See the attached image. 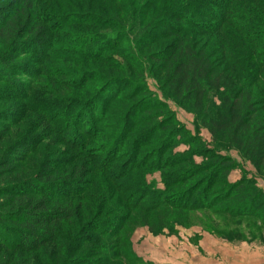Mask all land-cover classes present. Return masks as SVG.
Here are the masks:
<instances>
[{
    "label": "trees",
    "instance_id": "1",
    "mask_svg": "<svg viewBox=\"0 0 264 264\" xmlns=\"http://www.w3.org/2000/svg\"><path fill=\"white\" fill-rule=\"evenodd\" d=\"M44 1L9 0L11 8L0 10V46L7 47V51L0 54V75L8 83H11V78L7 74L14 67L11 65L14 56L12 50L21 54H38V61L43 65L40 73L51 77H55V74L47 62L75 59L72 54H78L81 56L78 60L103 61L109 65L106 62L115 60L106 54L114 51L126 61L129 71L135 72L131 61H144L140 64H145L143 66L155 74L161 98L172 100L191 112L200 129L210 134L214 149L203 152L202 144L183 129L166 103L150 100L153 99L152 93L144 82L143 71L137 72L141 80L135 81L124 75L102 77L100 91L89 95L84 102L87 106L78 109L76 122L71 127L69 123H64L63 116L67 117L74 103H62V108L53 112V106L60 103L57 98L54 101L41 100V107L38 106L39 101H25L27 109L46 115L51 133L58 132L71 139L68 147L82 156V162L63 171L58 177H55L52 165L47 162L37 167L29 177L23 176L20 171L16 173L17 164L36 148L32 143L33 138L28 135L12 144L13 147L23 145L20 153L9 147L0 155V179L5 180L0 184V254L16 250L40 251V264H153L133 254L126 246L127 239L117 237L122 227L112 229L100 224L101 213L98 212L101 207H98L114 194L117 199L114 204L128 205L129 209L135 210L140 214L142 226L147 224L148 219H153V225L149 226L152 233L164 227L171 233L178 232V226L186 227L188 212L194 211L230 219L252 218L264 228V191L249 179L229 183L226 178L236 163L216 149L221 146L234 149L257 171H264V102H257L252 91L253 87H259L258 93L264 97V0H127L124 3L99 0L117 4L108 15L84 10L86 6L92 7L94 0H64L69 7L85 11L75 13H62L63 0ZM197 19L210 21L199 22ZM237 21H243L242 25ZM62 23L114 30L103 38L99 37L98 32L79 35L69 41L66 54L59 56L52 54L61 51L53 46L52 34L62 31ZM199 34H216L219 41L201 43L196 39ZM25 35L32 36L30 46L21 51L26 44L22 39ZM122 41H132L134 44L123 50L119 48ZM164 41L168 43L161 45ZM33 45L35 47L31 48ZM145 61L157 62L158 65L152 67L151 71L153 65L149 66ZM224 61L225 68H221ZM111 66L114 70V65ZM115 70L123 73L121 69ZM157 72H163V75L157 76ZM109 86V90L115 88V94H108ZM128 87L132 89L127 93ZM210 92L217 94L220 105L212 115H206L203 103ZM141 95L144 98L138 100ZM101 99L103 103L99 105ZM114 100L123 104L136 102L130 107L118 109L111 105ZM92 106L94 109L100 108L96 112L100 120L106 118L107 109L112 106L116 118L112 119L108 128L113 134L106 133L104 138L114 143L121 139L122 147L126 145L123 140H131L130 145L133 146L139 143L147 145L153 140L154 133L160 132L164 138L159 140L161 143L157 144L158 151L154 152L156 156L151 164L139 163L137 156L129 149L133 157L129 156L120 165L110 164L107 167L106 161H93L95 155L92 151L83 146L77 147L78 143L83 142L79 136L75 137L73 126L83 125L85 113ZM135 111H140L139 119L133 117ZM9 115H1L0 112V119L2 117L1 120L9 122L12 120ZM160 115L163 117L158 119ZM148 119L150 123H147ZM142 124H145V130L130 135L134 127ZM84 131H93L92 138L98 134L91 125ZM3 135V131H0V145ZM182 140L190 145V150L176 151ZM108 154H112L111 149ZM195 157H201L202 162L196 163ZM154 171L159 173L162 187L148 179V173ZM210 171L212 178L204 174L200 177L202 181H190L185 186L197 172ZM87 175L90 177L87 178ZM11 176L14 179H10ZM216 183L225 184L229 189L224 192L226 195L221 193L214 201L206 203L197 199L200 197L197 192L201 188L208 193L210 186ZM177 187H183L182 191L171 192ZM91 190L95 198L85 205L78 203L73 208L72 200L83 198ZM76 211L85 214L91 211L92 221L82 224L74 218ZM122 219L125 221L126 218L123 216ZM64 223H67L66 228ZM70 225L79 228L78 231L70 233ZM202 226L203 231L234 240L225 237L221 231H209L206 222ZM46 245L49 255L44 253L43 246Z\"/></svg>",
    "mask_w": 264,
    "mask_h": 264
},
{
    "label": "rangeland",
    "instance_id": "2",
    "mask_svg": "<svg viewBox=\"0 0 264 264\" xmlns=\"http://www.w3.org/2000/svg\"><path fill=\"white\" fill-rule=\"evenodd\" d=\"M44 1V0H40ZM127 0H118L116 3H124ZM46 2V1H44ZM67 1H62V6L64 8V11L62 13L66 12H85L86 10H92L98 13H104V14H110L114 8V3L108 4L106 2H102L99 0L92 1V7H87L84 9L85 11H82L80 9L71 8L67 4ZM46 4V3H43ZM75 5V4H74ZM9 9L11 8V4L9 0L0 1V10L3 9ZM58 8V7H57ZM199 22H209L208 19H197ZM240 25H242L243 21H237ZM61 30L58 33H53L52 37H54L52 43L53 46H56L57 48L61 49V51H55L52 52V54L62 56L63 53H65L66 49L68 48L69 41L73 40L75 37L86 34L88 32H98L100 33V38L106 37V35L109 33V31L114 30L113 28H97L94 26H77V25H66L65 23H62ZM251 32V31H250ZM249 32V33H250ZM253 32V31H252ZM252 34V33H251ZM250 34V35H251ZM32 36H23L22 39L26 44H24L21 48L25 51L29 48V42L31 41ZM47 40V38H45ZM113 39V38H112ZM196 39L200 40L201 43L210 40L211 42L219 41L216 34H199L196 36ZM48 41V40H47ZM210 42V43H211ZM130 43V44H129ZM132 41H122L119 45V48H122L123 50H127L129 48V45H131ZM168 43V41H164L161 45H165ZM134 44V43H132ZM250 45V44H249ZM248 45V46H249ZM251 49L254 50L253 45H250ZM249 46V48H250ZM35 47L34 45L31 46ZM4 51H7V47L0 46V54H2ZM255 51V50H254ZM256 52V51H255ZM9 53V52H8ZM14 56L11 58V65L13 68H11L10 72H8L7 77L11 78L10 82L8 83L4 76L0 75V112L1 115L10 114L8 117L9 119L12 118V120L6 121L0 119V131H3V140L2 144L0 145V155L7 151L9 147H13L12 144L17 140L23 137L24 135H28L29 137H32V143L36 148L33 152L27 155L26 159L23 161H20L17 164L16 173L20 171V173L25 174V176H30L37 167H40L43 163H49L52 165L51 169L56 176L60 175L63 171L70 169L77 163L82 162V156H79V153L71 151L68 147V142H70V138L66 135H62L58 132L51 133L49 130V124L46 121V115L44 116L43 113L36 112L34 110L27 109V104L25 101H33L35 103L36 101H39L38 106L41 107V100L46 101H54L53 99L57 98L59 99L60 103L55 104L54 109L51 110L55 112V109L62 108V103H68L71 104L74 103V107H72V110L67 113V117L63 116L64 112L62 114L64 123H69L70 127L73 123L76 122V112H78V109L80 107L87 106L84 102L90 97L89 95H93L94 91H100V88L102 87V83L100 80L102 77H121L124 75L125 77H128L131 81L135 80H141L140 74L137 75V72L143 71V78L144 82L146 83L148 90L150 93H152V98L150 99L154 102L159 103H166L168 109L174 111V117L177 119V121L180 123V125L183 127V129L187 130V133L189 132V135L195 136L196 141L203 146L202 151H210V149H214L211 145V136L205 129H200L199 125L196 123L194 115L187 111L185 108L178 106L175 104L172 100H164L161 98V91L159 90V87L157 86L156 79L154 78L155 74L148 71V68L146 69L145 64H140L141 62L144 63V61H131L132 65L134 67L135 72L132 70H128V65L126 61H123L121 57L114 53V51L106 54L109 57H113L111 59H114L115 61H108L106 63H109V65L104 64L103 61H81L78 60L81 56L75 55V59H66V60H57V61H50L46 60L45 63L48 65V67L53 71L52 73L55 74V77L47 76L46 74H41V66L43 68V65L41 61H38L39 55L37 54H29V53H19L15 50H12L11 52ZM66 54V53H65ZM264 57V56H262ZM147 62L149 66L154 68L155 65H158L157 62L152 61H145ZM139 63V65H138ZM225 61L222 62L221 68H225ZM46 65V67H47ZM116 69L123 70L122 74L117 72L114 68L112 69V66ZM229 73V71H228ZM226 72V75H228ZM5 75V74H4ZM36 75V76H33ZM156 75H163V72H157ZM127 79V80H128ZM86 80L85 82H83ZM96 80L95 82H93ZM99 80V81H98ZM80 82V84L77 83ZM83 82V83H82ZM129 82V80H128ZM78 84L75 86V84ZM134 83V82H133ZM238 84V83H236ZM79 85L81 87H79ZM133 85V84H132ZM261 86V85H260ZM142 87V86H141ZM110 86L107 88L109 90ZM132 88H127V93ZM259 87L252 88L253 97L258 99L257 102L263 103L264 97L260 96L261 94L258 93ZM115 88H111L109 90L108 94L110 93H116ZM123 94H126L124 92ZM24 98H26L24 100ZM144 98V95L139 96V99ZM136 101H128L126 103L118 102L117 100H114L111 102L112 106H116V108H122V107H130L134 104ZM103 103V100L101 99L99 101V105ZM205 106V113L206 115H212L214 113V109L220 105V99L214 92H210L208 97L205 100V103H203ZM125 105V106H123ZM107 109L106 118H103L102 120L99 119L96 112L99 111V107L94 109V106L91 108H88V111L85 113L84 119H83V125L79 126H73L74 128V135L79 136V139L83 143H78L76 145L77 147L83 146L84 149H89L92 151V153L95 155L93 158V161L96 160L97 162L106 161V166L110 167V164L112 166L114 165H120L125 159H128L129 156L133 157V155L137 156V159L139 163L147 162V164H151L152 159L155 158L156 153L155 151H158L157 144L160 142L159 140L163 139L160 135V132L154 133L153 140H151L147 145L143 143L130 145L131 140H123V143H126L125 147L120 146L122 140H118V143L111 142L112 140L104 138V135L107 133L113 134L112 130L108 128L110 124H112V119L116 118L115 111L113 108ZM71 107V106H70ZM153 111V110H151ZM138 112L135 111L133 117H139ZM58 114L62 113L57 112ZM152 113V112H151ZM146 115L142 114V118ZM132 117V118H133ZM163 116H159L158 119H161ZM147 119V118H145ZM147 123H150L149 119L147 120ZM88 125H91L93 130L96 132L98 131V134L93 137V131L90 133L85 132L84 130L87 128ZM145 124H142L140 126L134 127L131 134L134 132L139 133L145 129ZM76 128L78 133H76ZM62 130V129H61ZM126 131V128H125ZM62 135V136H61ZM115 135V133H114ZM132 137V136H131ZM119 139V137L117 136ZM148 141V140H147ZM146 141V142H147ZM162 141V140H161ZM145 143V142H144ZM161 143V142H160ZM129 144V145H128ZM23 147L22 144H17L14 150L16 153H20L21 148ZM81 147V148H83ZM132 147V148H131ZM12 148V149H13ZM109 149L112 150V154H108ZM129 149L132 150V153L129 154ZM178 152H183L185 150H190V145L184 142L183 140L178 143V146L175 148ZM218 152L222 154L223 156L230 157L235 161L236 167L229 173L227 176V181L229 183H236L237 181H240L241 179H249L252 182H256V184L264 191L263 187L260 185L264 182V171H257L255 167H253L248 161H245L242 159L238 152H236L234 149H228L226 147H216ZM222 150V151H221ZM15 153V152H14ZM160 154V153H159ZM16 155V154H15ZM201 157H195L196 163L202 162ZM114 161V162H113ZM55 167H59L56 168ZM205 168H208L206 166ZM148 169V168H147ZM146 169V170H147ZM211 172V173H210ZM210 172H197L195 174V177L192 178V180H189L187 184L190 183V181L199 182L202 181L203 178L202 175L206 174L207 178H212V171ZM148 173V172H147ZM210 173V174H208ZM14 176V174H12ZM64 175V174H63ZM12 177V176H11ZM10 179H14L13 177ZM90 177V175H87V178ZM149 180L155 181L158 187H162L160 184V178L159 173L156 171L148 173L147 175ZM23 178V177H21ZM198 179H200L198 181ZM5 180L3 178L0 179V184L3 183ZM108 183V182H107ZM228 184V183H227ZM264 184V183H263ZM183 186V187H185ZM182 187V188H183ZM209 187V186H208ZM205 188V189H208ZM182 188H173L171 189V192H179L182 191ZM202 190V191H201ZM204 188H201L199 192H197L200 197L198 196L197 199H199L202 203H206V201H211L216 198L221 193L228 192L229 189L226 188L225 184L223 183H216L214 185L210 186V191L208 193H205L206 191H203ZM112 191V190H111ZM93 192L92 190L88 192L87 195H83V198H75L72 200L73 208L76 207V205L83 204L85 205L88 201L93 200L95 197L92 196ZM113 195V191L111 192ZM207 194V195H206ZM110 198L109 201H103L102 204L98 207V209L101 207L100 212V219L101 223L104 227L108 228H117L122 227V229L119 231V234H117V237L121 239H127L128 243L126 244L127 248L131 250L133 254L137 255V252L135 248L142 250V246L144 245L143 238H150V240L153 237L158 236H170V235H178V232L171 233L170 230L167 227H164L163 229L157 228L152 233L149 229V226H152L154 221L153 219H148L147 224L145 226H142V221L140 220V214L135 210L129 209L128 205L124 206V204H121L120 206H117V204H114L115 196ZM169 195V192L168 194ZM223 195H226L224 193ZM89 199V200H88ZM253 210V208H251ZM87 212L89 214H87ZM199 211L194 212H188L187 217L189 219L186 220L187 224L186 227L183 229L182 227H177V230L179 233L184 236L183 240L186 242L187 236L189 237L191 231L193 229L198 230V228L203 227L202 224L206 222L208 226V230H217L221 231L225 237H231L235 241L240 240H248V241H255V242H262L264 240V228L259 224L258 221L252 218H227L223 216H213L209 213H204ZM97 214V215H98ZM210 216H209V215ZM95 216V215H94ZM125 217V221L122 219V217ZM74 218L79 219L78 221L84 224H88V222L92 221V212L86 211V214L83 212L76 211L74 213ZM185 221V220H184ZM117 226V227H116ZM64 227H67V223H64ZM198 227V228H195ZM70 233L74 234L78 231L77 228H72L71 225L69 226ZM205 231V230H204ZM208 232V231H206ZM209 233V232H208ZM210 234V233H209ZM140 235H142V239L140 238ZM219 236V235H218ZM221 237V236H220ZM117 240H119L117 238ZM195 240V238H194ZM151 244V242H149ZM44 253L49 255V248L48 246H43ZM138 256V255H137ZM51 257V256H49ZM41 254L40 251H22V250H16V251H5L0 254V264H40L39 261L41 260ZM139 258L143 259L141 256ZM52 259V258H51ZM55 259V258H54ZM144 260V259H143Z\"/></svg>",
    "mask_w": 264,
    "mask_h": 264
},
{
    "label": "crops",
    "instance_id": "3",
    "mask_svg": "<svg viewBox=\"0 0 264 264\" xmlns=\"http://www.w3.org/2000/svg\"><path fill=\"white\" fill-rule=\"evenodd\" d=\"M183 238L179 231L178 235L143 238L146 246L135 250L153 264H264V240L229 241L202 228L193 229L186 242Z\"/></svg>",
    "mask_w": 264,
    "mask_h": 264
}]
</instances>
